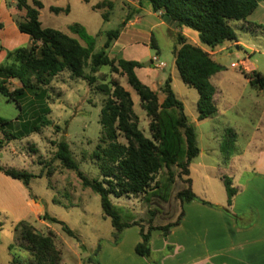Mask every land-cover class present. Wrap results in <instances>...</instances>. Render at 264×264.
<instances>
[{
	"label": "rangeland",
	"instance_id": "1",
	"mask_svg": "<svg viewBox=\"0 0 264 264\" xmlns=\"http://www.w3.org/2000/svg\"><path fill=\"white\" fill-rule=\"evenodd\" d=\"M52 1L44 0L46 6L40 11V22L43 27L60 31L85 46V42L69 30L70 26L79 24L89 35L96 37L95 52L103 49L107 41L106 33L121 27L127 12V22L136 15V10L128 3L125 5L130 8L126 9L127 12L123 11L122 0H87L88 2L71 0L70 13L56 15L50 11ZM103 1H112L113 7L103 6L100 10L93 9ZM7 4L12 8L11 0H8ZM104 14L108 15V21L103 19ZM143 15L141 29L153 34V41H156L158 50L148 47V42H144L140 46L131 48L128 56L133 57V60H141L143 67H147L146 64L154 56H158L160 62L167 65L166 68H156L148 64L150 77L156 80L155 87L151 89L158 94L162 102L164 84L159 85L158 80L164 72L169 73L174 69L177 30H172L165 23L161 24L160 20L150 17L147 13ZM231 26L238 38L248 44V33L240 27L239 22H232ZM10 31L8 28V33L11 34ZM183 31L198 40L197 32L188 28H184ZM134 37L139 40L143 38L131 35L127 39ZM115 42H112L106 52L108 57L116 62L122 57L115 47ZM260 45L258 44L257 48L263 52L264 47ZM26 46L21 45V48ZM236 53L235 49L233 55L224 60L223 76L215 78L214 81L216 88L222 93V98L217 104L219 115L215 120L213 118L198 120V92L182 81L175 68L174 92L183 102L186 116L196 127L197 144L200 149V155L190 165L191 189L198 198L212 205L218 202L226 203L228 200L222 180L224 176L220 174L232 178L244 166L248 167V171H251V168L253 170L256 168L257 159L260 158L256 148L264 146V116L260 119L254 108L256 104L264 109V92H258L250 84H246L245 76L239 68H231V63L239 62V55ZM255 57L259 59L260 56L256 54ZM260 59L264 60V57ZM4 62L5 60L1 64ZM143 71H140L138 77L147 84L149 81ZM85 72L94 77V83L89 84L87 80L73 78L69 72H64L53 80L48 100L51 110L48 118L53 123L51 127L43 128L38 134L20 141L6 142L7 140L0 133V166L24 170L36 176L31 181V189L28 190L20 181L7 178L0 173V264H11L9 247L16 243L20 246L19 235L14 230L20 222L30 224L42 236L54 237L55 245L62 254L61 264H89L88 260L94 258L100 245L101 250L94 259L100 263V255L106 252L109 253L106 262L112 259L110 246L115 247L111 244L114 228L110 218L103 213L100 196L90 189L83 188L77 174L64 168L55 158L57 145L66 142L79 164L80 171L91 180L100 178V171L92 160V155L102 137L99 121L101 110L107 100L104 91L113 81L118 82L131 94L139 128L148 138H151L149 131L151 120L141 108L140 99L128 84L127 76L120 69L115 71L110 67H102L96 72H91L90 68H87ZM18 87L19 83L13 82L9 88ZM30 100V98L26 100L24 105ZM21 115L23 116L22 111L16 103L8 101L0 94V117L13 123L10 127L12 131L18 130L19 124L16 121ZM242 127L248 130V135H251L255 129L258 130V133L254 132L252 139L256 140V143L251 146L253 141L248 137L247 146L242 137L238 146L240 160H235L232 166L225 169L223 164L227 163H224L221 147L226 141V132L228 129L239 132ZM236 150L237 147L233 154ZM172 170L174 181L172 184L169 183L166 202L162 196L164 185L168 180L169 171L166 168L160 171L156 182L146 194L139 197L112 198L114 205L121 209L124 221L142 222L147 227L151 220L152 225L163 226L178 219L182 207L176 195L179 191L188 188V185L185 184L186 178H181V170L177 166H173ZM242 173L245 176L246 172L242 171ZM28 192L32 194L31 202L35 207H31L27 202ZM45 214L65 223L75 233L76 238L69 237L61 225L45 220ZM152 214L155 216L152 217ZM129 251L130 245L127 243L122 249L125 253L123 255ZM17 254L22 264H27L31 259L27 251L19 250Z\"/></svg>",
	"mask_w": 264,
	"mask_h": 264
},
{
	"label": "trees",
	"instance_id": "2",
	"mask_svg": "<svg viewBox=\"0 0 264 264\" xmlns=\"http://www.w3.org/2000/svg\"><path fill=\"white\" fill-rule=\"evenodd\" d=\"M139 1L148 3L154 13H164L180 23L175 36V66L182 81L198 92V120L214 118L218 108L215 102L216 89L210 80L225 68L214 62L202 48L189 43L181 31L188 28L197 32L200 43L209 49L222 46L225 42H236L237 34L231 23L246 22L264 0ZM103 6L112 8L113 2L103 1L93 9L100 10ZM16 8L18 11L26 12L25 19L18 21V29L30 36L33 44L27 48L9 51L4 64L0 65V94L8 101L16 103L23 114L16 121L19 124L17 131L10 129L13 124L11 121L0 117V133L6 142L20 141L38 134L43 128L51 127L53 123L48 118L51 114L48 103L50 86L62 73L69 72L73 78L87 80L91 84L95 79L86 74L87 68H90L91 72H96L102 67H110L115 71L120 69L127 76L128 84L140 99L141 108L151 120L149 126L151 138L146 137L139 128L131 94L118 82L113 81L111 86L106 87V91L102 89L107 96L99 121L102 137L92 155V160L100 171V178L91 180L80 171L79 164L66 142L57 145L55 158L64 168L77 174L83 188L90 189L100 196L103 213L110 218L114 228L111 244L118 246L122 242L125 230L137 226L140 228L142 242L136 246L135 252L143 258L150 259L153 232L161 231L167 236L181 223L184 205L199 202L215 207L198 198L191 189L190 165L200 155V149L197 144L196 127L186 116L184 104L176 96L171 78L164 83L162 88L164 99L160 102L158 94L137 76L136 70L143 68L141 63L123 58L115 62L108 57L106 51L112 42L118 40L127 21L123 22L119 29L106 33L107 41L103 49L95 52L96 37L89 35L79 24L70 26L69 30L78 35L85 42V46L60 31L44 28L40 22V11L44 8L41 2L33 1L30 5L27 0H16ZM50 11L56 15L70 13L69 7L66 9L51 7ZM103 19L108 21V15L104 14ZM155 46L152 39V49H157ZM243 75L249 80L252 88L264 92L263 74L253 72ZM13 82H18L19 87L10 89ZM29 98L30 102L24 105ZM236 142V132L228 129L226 141L221 147L224 163L233 155ZM173 166L181 170L180 176L186 178L185 184L188 185V188L176 195L182 207L178 219L165 226H154L151 220L147 227L142 222L124 221L121 209L114 205L112 198L139 197L146 194L156 182L160 171L166 168L169 171L168 180L162 192L166 202L169 183L172 184L174 181ZM0 173L20 181L28 190L32 179L36 177L27 171L3 166H0ZM222 180L228 196L224 211L243 227L242 217L230 211L238 190L230 178L223 177ZM154 216L155 214H152V217ZM44 219L61 225L69 237L76 238L75 233L65 223L47 214L44 215ZM14 230L19 235L20 246L16 243L9 247L11 264H22L17 254L19 250L30 253L31 259L27 264H61L62 254L57 249L53 236H42L26 222L18 223ZM100 250L101 245L96 250L94 258L98 256ZM94 258L91 257L88 263L100 264Z\"/></svg>",
	"mask_w": 264,
	"mask_h": 264
},
{
	"label": "crops",
	"instance_id": "3",
	"mask_svg": "<svg viewBox=\"0 0 264 264\" xmlns=\"http://www.w3.org/2000/svg\"><path fill=\"white\" fill-rule=\"evenodd\" d=\"M27 1L30 5H32L33 1H39L44 7L46 6L44 0ZM70 1L71 0H53L50 8L66 9L69 7L71 11ZM122 1L123 11L127 12L126 9L132 7L136 10V15L132 16L131 20L126 23L124 30L121 31L118 40L115 42V47L118 48V52L123 59L137 61L143 64L141 60H133V57L128 56L133 47L140 46L144 42H148V47L152 45L153 34L141 29L143 21L142 16H144L143 13H147L152 18H157L161 21V24H164V22L161 18V14L154 13L148 3L140 2L139 0ZM125 3L126 5L128 3L130 7L126 6ZM11 7L12 8L8 7L7 0H0V46L2 47V51L0 52V64L6 59L9 51L19 49L21 45H27L26 47H22L27 48L33 44L30 36L21 33L18 29V19L23 21L26 12L17 10L16 0H11ZM127 16L128 12L125 14L123 22L126 21ZM5 23L7 24L5 25ZM239 24L240 27L248 33V44H245L237 36L236 42H225L222 46L209 49L200 43L199 36L197 40L185 33L183 31L184 29H182L181 32L189 43L202 48L210 55L214 62L222 67L225 68L222 63H224L226 58L231 57L233 55V50L236 49V54L239 55V62L231 63V68H233V64H239V69L242 74L258 72L264 75V60L260 59V57H264V51L260 52L257 48L258 44L264 47V2L260 3L257 10L247 18L246 22H239ZM8 28L11 30V34L8 33ZM131 35H138L143 38L141 40L137 37L127 39V37ZM125 37L126 39H124ZM155 47L157 48L156 50H158L157 44ZM256 54H259V59H255ZM148 64H151V61L146 64L147 67L137 69L136 73L138 76L140 71L145 69L143 73L149 81L145 85L153 88L155 87L156 80L150 77V68ZM175 68L174 57V69L169 73L164 72L162 77H160L161 79L158 80V84L162 86L167 79L171 78L173 87V83L176 81ZM177 74H179L178 71ZM222 74L223 71L212 76L210 80L211 84L216 89V105L219 99L222 98V93L216 88L214 81L215 78L223 76ZM245 82L246 84H250L249 80L246 78ZM254 108L255 112L259 113L256 115L261 119V117L264 116V109L258 107L256 104ZM218 115L219 110L213 120H215ZM237 129L238 126L236 127V130ZM257 131L258 130L255 129L254 132L258 133ZM254 132L248 135V130L243 127L239 132H236L237 150L231 156L227 164H223L225 169L226 167L229 168L232 166L235 160H240L241 158L238 152L239 140L243 137L248 146V139L250 138V141H253ZM255 143L256 140L252 142L251 146L255 145ZM256 151L259 152L260 158L257 159L256 168H253V170L251 168V171H248V167L244 166L237 174H234L232 178L220 174L222 177L230 178L233 182V186L238 190L237 195L233 199L230 211L232 214L242 217L241 223L244 225L243 227L224 211L227 207V201L226 203L218 202L217 204H213L215 207L193 202L184 205V215L181 223L173 228L167 236H164L161 231L153 232L150 242L152 251L150 259L143 258L136 254L135 248L142 242V238L140 229L132 227L124 232L122 242L118 246H110L112 252L111 261L106 262L107 254H109L106 252L104 255H100V263L264 264V146L262 145L261 148H256ZM242 171L246 172L245 176ZM31 196L32 194L28 192L29 199H27V202L31 207H35L31 202ZM127 243L130 245V251L126 255H123L125 253L122 252V249Z\"/></svg>",
	"mask_w": 264,
	"mask_h": 264
},
{
	"label": "water",
	"instance_id": "4",
	"mask_svg": "<svg viewBox=\"0 0 264 264\" xmlns=\"http://www.w3.org/2000/svg\"><path fill=\"white\" fill-rule=\"evenodd\" d=\"M161 14V18L163 20V22L168 25L172 30H177L178 26H179V22L173 20L170 16L164 14V13H158Z\"/></svg>",
	"mask_w": 264,
	"mask_h": 264
},
{
	"label": "built area",
	"instance_id": "5",
	"mask_svg": "<svg viewBox=\"0 0 264 264\" xmlns=\"http://www.w3.org/2000/svg\"><path fill=\"white\" fill-rule=\"evenodd\" d=\"M151 64H152L153 67H156V68H166V66H167L165 63L160 62L158 56L152 57ZM232 67L233 68H239L240 65L239 64H233Z\"/></svg>",
	"mask_w": 264,
	"mask_h": 264
}]
</instances>
